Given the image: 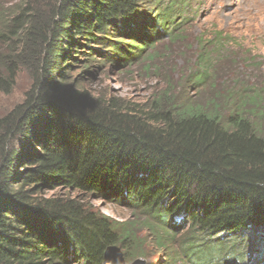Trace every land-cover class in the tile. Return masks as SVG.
Instances as JSON below:
<instances>
[{
    "label": "trees",
    "instance_id": "obj_1",
    "mask_svg": "<svg viewBox=\"0 0 264 264\" xmlns=\"http://www.w3.org/2000/svg\"><path fill=\"white\" fill-rule=\"evenodd\" d=\"M151 1L0 6V89L19 69L31 76L0 117V264H106L112 247L128 262L144 257L135 247L144 230L158 236L184 223L185 245H200L194 264H264V93L238 99L213 86L222 33L198 41L189 85L212 79L198 101L174 86L137 103L88 85L95 58L151 62L158 54L144 55L147 47L186 39L183 6L155 0L147 15ZM98 197L140 217L117 222L97 210ZM158 238V248L172 244Z\"/></svg>",
    "mask_w": 264,
    "mask_h": 264
},
{
    "label": "rangeland",
    "instance_id": "obj_2",
    "mask_svg": "<svg viewBox=\"0 0 264 264\" xmlns=\"http://www.w3.org/2000/svg\"><path fill=\"white\" fill-rule=\"evenodd\" d=\"M153 1L154 5L151 3ZM144 4L147 15L151 10L156 11L155 0ZM14 0H0V6ZM166 4H181L183 10L176 20L185 31L179 42L170 45L168 40L160 41L155 48L147 47L145 54H158L154 61L143 60L131 66H119L106 63L103 58H95L94 71L88 76L89 87L97 92L125 98L132 102L143 103L155 93L174 86L176 93H181L185 100L198 101L209 93L212 79L205 81L203 88L189 85V76L198 73L194 66L198 50V41L204 43L215 38L214 32H221L224 53L213 57L218 68L216 85L221 94H234L238 98L242 93H264V0H163ZM161 2V3H162ZM159 3V4H161ZM8 46H4L5 51ZM96 47V46H95ZM3 47L0 46V51ZM143 55V56H144ZM150 55V56H151ZM148 57V56H146ZM97 65L100 68L97 70ZM4 69L0 67V72ZM7 78V74H4ZM186 82L183 83V81ZM184 84V87L182 86ZM31 76L26 69H19L14 75L13 83L7 88L8 92L0 89V117L10 111L23 100L24 94L30 89ZM239 99V98H238ZM51 193H48L50 195ZM97 210L117 222H125L135 217L132 207L127 203H117L99 198H91ZM141 221H143L140 218ZM170 225L174 223L169 222ZM180 225L168 229L170 232H158V236L145 231L146 240H139L135 247H140L144 257L125 262L145 264H194L192 254L200 246L197 242L190 248L184 240L190 238L188 230ZM171 236V245L166 249L158 248L160 236ZM185 246V247H184ZM139 256H143L139 254Z\"/></svg>",
    "mask_w": 264,
    "mask_h": 264
},
{
    "label": "water",
    "instance_id": "obj_3",
    "mask_svg": "<svg viewBox=\"0 0 264 264\" xmlns=\"http://www.w3.org/2000/svg\"><path fill=\"white\" fill-rule=\"evenodd\" d=\"M106 264H126L119 248H108L105 253Z\"/></svg>",
    "mask_w": 264,
    "mask_h": 264
}]
</instances>
